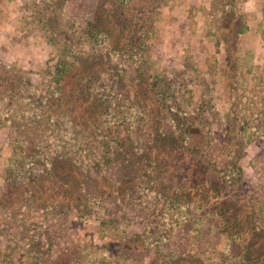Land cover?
Returning a JSON list of instances; mask_svg holds the SVG:
<instances>
[{"label":"rangeland","instance_id":"374dc122","mask_svg":"<svg viewBox=\"0 0 264 264\" xmlns=\"http://www.w3.org/2000/svg\"><path fill=\"white\" fill-rule=\"evenodd\" d=\"M112 1L0 0V87L7 77L21 86L17 94L5 90L0 95V120L12 115L13 101L25 104L27 116L38 118L60 61L71 58L59 39L74 40L82 53L99 47L105 66L108 62V85L118 80L111 69L117 58L110 55L106 37L93 43L87 34L88 21ZM118 1L128 22L135 24L133 35L151 47L152 74L170 84L164 126L185 141L171 152L179 166L176 177L183 180L189 167L205 169L224 186L226 196L258 204L256 209L264 213V0ZM133 58L121 64L131 73L140 55ZM121 121L119 117L115 129L124 136L127 125ZM61 133L44 134L39 147L43 161L34 164L30 156L15 180L9 173L16 137L28 135L0 125V264H178V257L187 253H202V264H264V258L241 259L243 244L222 239L211 217L201 222L195 210L193 220L175 229L167 226L164 210L152 203L156 195L151 187L149 192L138 188L131 205L108 195L94 198L102 176L120 179L129 172L122 159L93 169L86 183L93 196L87 217L72 207L50 212L30 188L12 203L10 186L34 184L31 175L46 168L44 152L50 148L54 155L56 146L65 143ZM92 140L82 142L78 151L89 165L95 163L86 150Z\"/></svg>","mask_w":264,"mask_h":264},{"label":"trees","instance_id":"16d2710c","mask_svg":"<svg viewBox=\"0 0 264 264\" xmlns=\"http://www.w3.org/2000/svg\"><path fill=\"white\" fill-rule=\"evenodd\" d=\"M118 2L114 0L105 5L103 11L87 24L88 38L93 43L99 42L100 36L106 37L110 55L117 58L111 69L117 71L118 80L108 85L109 81L104 77L110 75L107 74L108 62L105 66L99 47L82 53L74 40L59 39L63 41L60 42L63 51L69 52L71 58L60 61L54 72V83L39 106L38 118L27 116L23 112L25 104L22 106L13 101L12 115L0 120V125H11L28 135L17 134L16 137L17 152L11 160L9 173L15 180H19L17 171L25 166L30 156L34 164L43 161L39 147L45 133L52 131L59 136L62 132L60 135L65 138V143L56 146V154L52 155L50 148L44 152L46 168L41 174L31 175L34 184L10 186L15 199L12 203L17 204L22 191L30 188L34 198L49 204L50 212L64 206L79 209L86 215L93 207L92 195L87 192L86 185L87 180L93 178V169L103 170L107 162L122 159L129 172L120 179L102 176L98 179V195L94 198L102 200L108 195L131 205L138 188H141L139 192L145 189L149 192L151 187L156 195L152 203L164 210L167 226L175 229L176 225L193 220L195 210L200 212L201 222L211 217L210 221L219 229L222 239L243 244L241 259L264 258V213L256 209L258 204H241L226 196L224 186L205 169L194 171L187 165L189 170L183 180L176 177L179 166L174 158H170L171 152L177 150L179 142L185 141L178 131L164 126L169 112L163 105L170 84L161 75L152 74L151 47L144 38L135 36V24L128 22L129 16L124 14L126 9ZM121 16L125 18L121 20ZM136 54L140 58L134 72L121 67V64L132 62ZM17 81L7 77L0 87V95L5 90L17 94L21 88ZM139 110L142 116H138ZM119 117L121 124L127 125L124 136L121 132L116 134ZM34 119L39 128L36 122L31 124ZM86 139L95 141L85 148L95 161L90 165L78 154ZM202 257V253L183 254L178 257V264H202Z\"/></svg>","mask_w":264,"mask_h":264}]
</instances>
